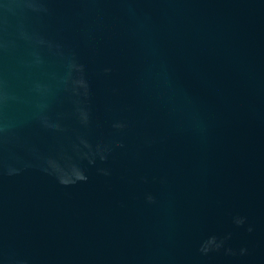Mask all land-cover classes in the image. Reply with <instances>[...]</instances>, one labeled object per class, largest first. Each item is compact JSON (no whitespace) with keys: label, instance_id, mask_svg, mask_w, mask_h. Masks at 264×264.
I'll list each match as a JSON object with an SVG mask.
<instances>
[{"label":"water","instance_id":"1","mask_svg":"<svg viewBox=\"0 0 264 264\" xmlns=\"http://www.w3.org/2000/svg\"><path fill=\"white\" fill-rule=\"evenodd\" d=\"M0 264H264V0H0Z\"/></svg>","mask_w":264,"mask_h":264}]
</instances>
